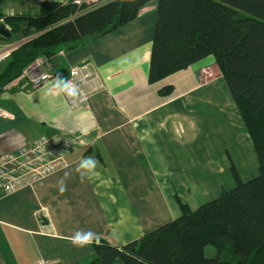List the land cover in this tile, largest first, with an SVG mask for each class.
<instances>
[{"label":"crops","instance_id":"1","mask_svg":"<svg viewBox=\"0 0 264 264\" xmlns=\"http://www.w3.org/2000/svg\"><path fill=\"white\" fill-rule=\"evenodd\" d=\"M39 1L27 0L17 13L35 14ZM156 5L152 0L115 30L62 50L53 80L7 90L0 154L41 135L85 133L94 141L66 152L52 174L0 198V264H85L93 244L74 247L76 230L119 246L177 218L180 203L196 209L232 189L231 164L243 181L258 174L252 139L211 56L148 82ZM83 61L98 70L103 88L88 107L71 108L52 85ZM165 85L172 92L160 95ZM88 156L98 161V174L81 183L78 165ZM65 171L71 175L61 193Z\"/></svg>","mask_w":264,"mask_h":264},{"label":"trees","instance_id":"2","mask_svg":"<svg viewBox=\"0 0 264 264\" xmlns=\"http://www.w3.org/2000/svg\"><path fill=\"white\" fill-rule=\"evenodd\" d=\"M6 42L18 45L0 70L3 87L38 57L54 61L69 51L134 19L152 0H114L94 7L42 0L35 14H6ZM35 35V36H34ZM211 56L217 64L259 163L258 174L196 209L180 203L181 214L122 245L99 239L85 264H264V0H157L147 79L156 82ZM172 85L158 90L172 92ZM206 246L213 248L206 255Z\"/></svg>","mask_w":264,"mask_h":264},{"label":"built area","instance_id":"3","mask_svg":"<svg viewBox=\"0 0 264 264\" xmlns=\"http://www.w3.org/2000/svg\"><path fill=\"white\" fill-rule=\"evenodd\" d=\"M66 2L89 8L105 3V0H67ZM16 42L0 39V63L4 62L10 52L17 47ZM62 53V50L58 52V54ZM54 77L53 62L46 57H38L24 68L19 76L8 82L3 90L7 91L19 85L27 89L35 88L53 80ZM67 80L78 89L76 97H68L64 94L71 108L88 107L90 98L103 88L98 70L84 61L68 69ZM9 115L5 109L0 108V116ZM93 141L94 139L85 133L41 135L28 145L0 154V198L52 174L64 165L66 152L80 146L88 148ZM36 264H50V261L39 259Z\"/></svg>","mask_w":264,"mask_h":264},{"label":"clouds","instance_id":"4","mask_svg":"<svg viewBox=\"0 0 264 264\" xmlns=\"http://www.w3.org/2000/svg\"><path fill=\"white\" fill-rule=\"evenodd\" d=\"M105 2H114V0H105ZM129 2H131V0H129ZM52 89L55 90L56 95L65 94L68 97H76L78 94V89L63 76H58L56 78L52 85ZM52 89H50V92ZM97 164L98 161L93 156H88L81 159L77 169L81 183H84L98 174ZM70 167L71 166L68 164L65 165L66 169H70ZM70 175L71 171H65L64 176L58 181V190L61 193L66 191V181ZM70 243L76 248H85L91 246L94 243L98 244L99 236L91 230L84 232L78 229L70 237Z\"/></svg>","mask_w":264,"mask_h":264},{"label":"rangeland","instance_id":"5","mask_svg":"<svg viewBox=\"0 0 264 264\" xmlns=\"http://www.w3.org/2000/svg\"><path fill=\"white\" fill-rule=\"evenodd\" d=\"M29 2H30L29 4L33 6V4H36L37 0H29ZM27 6H28L27 0H6L5 4L2 6V10L6 14L7 12L17 13L19 10L21 12H24ZM3 64L4 62L0 63V70L3 67ZM8 96H9V91L4 92L0 95V108L1 109H9L10 102L8 100ZM205 253L206 255L211 256L213 253V248L211 246H206Z\"/></svg>","mask_w":264,"mask_h":264},{"label":"water","instance_id":"6","mask_svg":"<svg viewBox=\"0 0 264 264\" xmlns=\"http://www.w3.org/2000/svg\"><path fill=\"white\" fill-rule=\"evenodd\" d=\"M11 35V32L8 28L7 25H5L3 22H0V36L4 39H8ZM35 36V35H34ZM33 36H30V37H27V38H24V39H21L19 41L16 42V45H20L24 42H26L27 40H29L30 38H32Z\"/></svg>","mask_w":264,"mask_h":264}]
</instances>
